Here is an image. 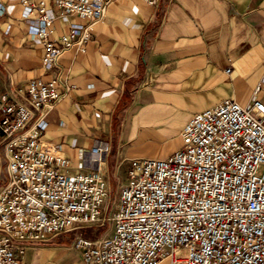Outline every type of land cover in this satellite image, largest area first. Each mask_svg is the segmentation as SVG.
Returning a JSON list of instances; mask_svg holds the SVG:
<instances>
[{"label": "built area", "instance_id": "2783aa9c", "mask_svg": "<svg viewBox=\"0 0 264 264\" xmlns=\"http://www.w3.org/2000/svg\"><path fill=\"white\" fill-rule=\"evenodd\" d=\"M156 5L158 0H141ZM107 0H53L81 22L50 39L53 8L27 1V28L43 41L42 64L57 69L62 53L85 51ZM1 10V6H0ZM230 68L226 69L229 71ZM58 71V70H57ZM69 89L58 72L31 79L24 101L0 95V146L7 177L0 185V264H25L29 244L73 229L100 226L109 196L101 163L109 142L80 151L88 170L69 174L61 146L43 139L46 114ZM224 98L194 112L181 128L182 145L166 158L126 159L112 231L75 235L83 264H264V102ZM260 168H263L259 173Z\"/></svg>", "mask_w": 264, "mask_h": 264}, {"label": "crops", "instance_id": "0c3cea01", "mask_svg": "<svg viewBox=\"0 0 264 264\" xmlns=\"http://www.w3.org/2000/svg\"><path fill=\"white\" fill-rule=\"evenodd\" d=\"M27 1L53 8L50 39L82 19L53 0H0V95L24 101L31 79L60 74L69 89L46 114L41 137L61 146L69 174L88 170L80 151L109 142L101 171L111 183L124 160L177 150L194 112L224 98L246 105L257 83L264 102V0H107L85 51L66 50L50 70L43 41L27 32L38 12L21 15ZM26 249L25 264H83L63 245Z\"/></svg>", "mask_w": 264, "mask_h": 264}, {"label": "rangeland", "instance_id": "374dc122", "mask_svg": "<svg viewBox=\"0 0 264 264\" xmlns=\"http://www.w3.org/2000/svg\"><path fill=\"white\" fill-rule=\"evenodd\" d=\"M262 170L263 168H260L259 173H261ZM6 177H7V172H6V161L4 156V147L1 145L0 146V185H2L5 182ZM112 180L113 181L111 183L108 182L107 180L109 187V196L103 208L104 212L106 213L105 214L106 219L102 225L73 229L71 231L52 236L48 240L40 243H48L57 246L63 245L71 249L75 254H80V251L72 246V241L75 235L83 234L90 238H101L108 235L112 231V227H113L111 215L116 207L120 185L127 181V171L124 164L120 168L119 172L113 173ZM32 251H33L32 249H26L24 256L28 257L32 253Z\"/></svg>", "mask_w": 264, "mask_h": 264}]
</instances>
